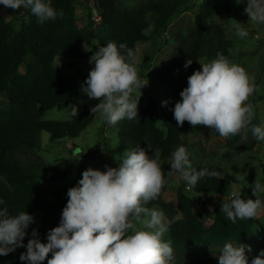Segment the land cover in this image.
<instances>
[{"label": "trees", "instance_id": "trees-1", "mask_svg": "<svg viewBox=\"0 0 264 264\" xmlns=\"http://www.w3.org/2000/svg\"><path fill=\"white\" fill-rule=\"evenodd\" d=\"M193 0H141L135 6H125L117 0H98L99 29L94 28L93 14H88V23L82 24L74 12V0H51L59 13L55 20L39 24L37 18L28 13L21 20L18 30L14 23L0 14V210L7 208L9 215L28 212L34 223L27 229L24 244L32 238L33 229L41 242H47L50 229L59 226L61 214L67 203V191L77 186L82 173L89 168L88 158L94 153H81L79 158L67 159L58 166L51 177L54 182L73 178V182L57 188L48 198L40 185L37 173L21 166L11 157L12 152L34 149L40 144L42 132L49 134L52 142L64 139L75 140L95 119L91 106L85 105L81 113L70 120L44 119L43 115L57 105H69L80 94L83 77H68L54 65L56 57L67 60L69 68L77 69V59L92 55L81 45L96 40L98 48L109 41L117 45L124 43L135 53L136 45L147 40L149 28L147 15H151L152 33L162 36L177 11L192 4ZM245 11L237 0H204L196 15L198 28L183 40L168 65L162 67L159 76L166 80L176 92L187 87V78L200 70L198 61L202 57L214 59L217 53L229 57V45L223 30L213 23L214 16H228L241 22ZM188 59L193 63L185 68ZM7 105H1V99ZM166 106L150 97L147 105L138 112L135 120H128L125 136L130 148L140 145L154 158L155 149L161 151V168L165 172L166 184L160 196L151 201L149 208L162 211L169 226L170 242L174 256L180 264H218V256H201L202 246L222 245L253 241L252 229L256 220H237L233 224L220 211L223 201H230L229 188L238 182L236 172L230 173L220 165H202L196 171L208 169L218 173L216 177L205 176L190 187L197 194L227 197L221 200L214 212L212 222L205 223L206 203L200 198L191 199L185 193L183 183L176 194L175 202H166L168 159L181 141V131L173 116L175 102L167 100ZM156 121H163L156 123ZM264 144V141H260ZM151 145V149H148ZM253 145H237L234 149H252ZM264 178V164L261 166ZM244 199H255L252 186L241 192ZM40 212L36 218L34 212ZM26 247L17 248L6 256H0V264H27L19 259ZM49 258H51L49 256ZM251 259V258H250ZM47 264V260L43 262Z\"/></svg>", "mask_w": 264, "mask_h": 264}, {"label": "clouds", "instance_id": "clouds-1", "mask_svg": "<svg viewBox=\"0 0 264 264\" xmlns=\"http://www.w3.org/2000/svg\"><path fill=\"white\" fill-rule=\"evenodd\" d=\"M246 4L248 21L264 24V0H246ZM0 5L14 11L30 10L41 25L63 15L51 0H0ZM235 34L240 39L248 36L244 24L236 23ZM89 63L94 67L81 84V91L99 101L91 107V113L99 114L112 126L125 118L137 119L140 90L148 80L138 74L134 51L124 43L109 41L91 55ZM192 63L188 59L184 67ZM199 64L200 70L187 78V87L172 110L177 125H202L224 139L236 135L247 139L250 131L253 138L264 141V125L252 123L255 113L248 102L255 91L254 79L222 53ZM137 92L140 95L134 96ZM167 103L163 101L162 106ZM69 108L73 117L78 115L76 106ZM160 122L163 121H156ZM160 156L159 148L153 158L137 145L122 153L119 167L106 165V170L89 167L83 171L77 186L68 189L59 226L49 230L46 243L33 229L32 238L24 244L27 229L34 223L31 214L22 211L9 215L7 208L0 210V256L26 247L19 259L27 264H43L45 260L47 264H175L171 242L163 239L172 221L162 211L146 206L160 196L166 184ZM170 169L168 177L177 174L190 187L205 176L218 175L206 168L196 171L184 146L172 152ZM260 193H264V185L255 181V199H244L241 193L233 192L230 201L222 202L220 211L233 224L237 220H255L264 214ZM249 252L250 246L226 243L216 258L218 264H264V250L251 259Z\"/></svg>", "mask_w": 264, "mask_h": 264}, {"label": "rangeland", "instance_id": "rangeland-1", "mask_svg": "<svg viewBox=\"0 0 264 264\" xmlns=\"http://www.w3.org/2000/svg\"><path fill=\"white\" fill-rule=\"evenodd\" d=\"M117 1L125 6H135L141 0ZM203 1L193 0L192 4L181 7L169 22L167 30L162 36L152 33L151 15H147L149 28L145 33L149 38L143 42H139L135 50L138 74L142 80H148V85L140 90L141 98L138 104V112L147 105L150 97L156 99L159 104L167 100L176 103L181 99L179 94L182 90L175 92L168 82L159 76V73L162 67L170 63L183 40L198 28L196 15ZM237 1L243 9L247 7L246 0ZM97 3L98 0H74L73 5L74 12L80 18L83 25L88 23V14L92 13L93 26L98 30L100 22L96 20L98 17ZM29 12L30 10L24 8L14 11L0 5V14L7 21L14 23L18 30L21 28V20L26 19ZM212 21L223 30L225 39L230 42L228 48L229 57H227L229 61L242 66L248 75L254 79L255 91L248 101L253 105L255 113L252 123L264 125V24H255L248 21V16L245 14L244 19L239 23L244 24L248 31V36L240 39L235 34L236 23L238 22L235 19L228 16H214ZM97 47L98 42L96 40L81 45L84 51H90L92 54L97 51ZM90 57L77 59V69L69 68L67 60L62 57H56L54 65L61 73L68 77H83L94 67L93 64L89 63ZM210 60L212 58L205 56L200 58L198 64L209 62ZM199 67H201L200 64ZM135 95H140V93H134ZM98 103L99 101L89 99L86 94H80L69 105L60 104L52 110L45 112L43 118L70 120L78 116L85 105L94 107ZM1 105H7V100L3 97ZM70 105L78 108V115L75 117L71 115ZM127 123L128 119L125 118L112 126L104 122L99 114H95L94 122L82 132L78 139H64L52 142L49 139V134L42 132L38 147L31 150L26 148L18 149L12 152L11 157L21 166L37 173L41 187L47 197L51 199L53 192L57 188L73 182V178H65L59 182L51 180L53 171L58 166L64 165L67 159L79 158L83 152H92L94 155L88 158L89 167L99 170H106V165L109 167H119L122 153L126 149H132L130 148L128 138L125 136ZM179 129L181 131V141L174 150L179 146L186 147L193 168L202 165H220L230 173L234 172V168L238 169V172L235 174L238 182L230 186V196L233 192H241L245 187L252 186L255 181H259L264 185L261 168L264 164V144L253 138L250 131L247 139H242V135L224 139L215 130L202 125L193 127L188 122H185L182 127L179 126ZM237 145H253V148L250 150H236L234 146ZM168 163L170 165L171 157L168 159ZM240 177H244V179H240ZM183 183L186 184L177 174L169 177L164 200L166 202H175L177 191ZM185 193L191 199L200 198L206 203L205 212L207 218L205 219V223L207 225L212 222V217L218 203L227 198L197 194L187 184ZM259 197L264 201V193H260ZM210 208L212 211H210ZM34 216L39 218L41 213L36 211L34 212ZM255 220L256 223L252 231L256 238L249 242L232 243L234 246H250L251 252L248 253L249 258L258 255L261 250H264V214ZM163 239L166 242L170 241L169 230L164 234ZM223 246L224 244L202 246L201 256H219ZM175 264H180V261L176 258Z\"/></svg>", "mask_w": 264, "mask_h": 264}, {"label": "built area", "instance_id": "built-area-1", "mask_svg": "<svg viewBox=\"0 0 264 264\" xmlns=\"http://www.w3.org/2000/svg\"><path fill=\"white\" fill-rule=\"evenodd\" d=\"M96 20H97L98 22H100V17L98 16V17L96 18Z\"/></svg>", "mask_w": 264, "mask_h": 264}]
</instances>
